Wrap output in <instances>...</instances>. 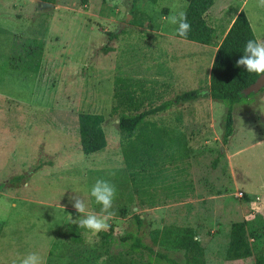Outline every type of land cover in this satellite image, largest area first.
Masks as SVG:
<instances>
[{
  "label": "rangeland",
  "instance_id": "obj_1",
  "mask_svg": "<svg viewBox=\"0 0 264 264\" xmlns=\"http://www.w3.org/2000/svg\"><path fill=\"white\" fill-rule=\"evenodd\" d=\"M188 2L0 0V264H19L30 252L44 264H184L185 250L152 243L151 231L186 227L196 232L204 264H255V253L228 260L226 249L233 222L264 215V86L232 105L233 133L224 143L226 104L208 95L213 45L177 37L166 19ZM242 4L255 36H264L257 0H214L207 19L222 25ZM26 39L42 41L41 52H16ZM104 44L112 50L101 52ZM171 74L177 83L159 84ZM190 89L206 95L150 117L184 133L188 149L168 168L159 203L140 207L113 99L125 93L146 106ZM81 112L104 116L103 150L81 151ZM97 179L114 184L116 196L110 228L93 236L73 223L81 216L70 197L78 188L88 211L99 213L88 195ZM127 231L154 253L119 244ZM105 233L116 239L106 243Z\"/></svg>",
  "mask_w": 264,
  "mask_h": 264
},
{
  "label": "trees",
  "instance_id": "obj_2",
  "mask_svg": "<svg viewBox=\"0 0 264 264\" xmlns=\"http://www.w3.org/2000/svg\"><path fill=\"white\" fill-rule=\"evenodd\" d=\"M43 1L55 2V0ZM138 1L133 0V3ZM149 1L155 3L157 0ZM213 4L214 0H189L183 12L187 15L191 29L186 38L178 36L176 32L175 35L201 44L216 46L209 72L208 95L226 104L223 131V142L226 143L233 133L232 105L243 102L253 95V93L245 95L243 90L258 77L255 73H247L242 67L236 66V61L243 55L246 42L253 39L255 34L243 9H240L234 18L233 16L229 18L226 23L222 22V25L210 24L207 20V12ZM107 34L109 39L117 35L116 32ZM42 46L40 40L26 39L19 45L20 50L16 52L25 51L32 56L41 52ZM110 50L112 47L108 44L100 47L103 53H108ZM11 60H15L14 53L11 55ZM202 95L206 94L199 89L186 90L136 113H130L129 109L133 106L144 107L141 100L125 93L122 97L113 99L111 110L117 113V127L126 136V140L121 144L123 161L131 190L140 207H152L159 203L158 187H162L160 185L167 177L168 168L178 167V161L187 156L188 149L185 134L181 131L171 134L165 126L156 124L148 117ZM103 121L104 116L100 113L78 114L79 142L84 154L96 153L105 148L107 141L102 127ZM21 178L22 175L14 176L9 182H18ZM5 185L6 182H2L0 188ZM132 219L140 229L143 225L140 214L134 213ZM151 235L152 243L160 242L184 249L187 253L184 264H204L200 259L202 254L200 241L196 238L193 228L154 229ZM104 237L103 241L106 243L116 239L110 233H105ZM116 240L132 251L146 250L149 254L154 253L150 245L132 232L127 231ZM253 253H255V264H264V215L260 212H256L252 219H243L231 224L226 258L243 259Z\"/></svg>",
  "mask_w": 264,
  "mask_h": 264
},
{
  "label": "clouds",
  "instance_id": "obj_3",
  "mask_svg": "<svg viewBox=\"0 0 264 264\" xmlns=\"http://www.w3.org/2000/svg\"><path fill=\"white\" fill-rule=\"evenodd\" d=\"M175 8V5H173ZM257 7L264 9V0H257ZM167 22L176 25L175 32L178 36L186 38L191 26L187 21V15L183 11L169 15ZM236 66L242 67L247 73H255L264 79V36H255L246 42L243 55L236 61ZM78 195L70 197L72 207L81 216L73 221L79 228L85 229L93 236L110 228L109 220L114 213L111 211L116 196V187L105 179H97L91 186L88 195L100 206V212L88 211L85 199L81 197L79 189H72ZM19 264H44L42 257L36 252L25 255Z\"/></svg>",
  "mask_w": 264,
  "mask_h": 264
},
{
  "label": "crops",
  "instance_id": "obj_4",
  "mask_svg": "<svg viewBox=\"0 0 264 264\" xmlns=\"http://www.w3.org/2000/svg\"><path fill=\"white\" fill-rule=\"evenodd\" d=\"M244 4V3H243ZM243 4L241 5V7L236 11V13H235V15L238 13V11L240 10V9H242V7H243ZM208 15V14H207ZM235 15H233V18L235 17ZM247 18H248V20H250L249 19V16H247ZM208 20V19H207ZM209 22V21H208ZM250 22V25H251V21H249ZM210 24H212L213 26H215V25H217V21H213L212 23H210ZM252 27V26H251ZM201 44V43H200ZM202 45H205V44H202ZM211 47H213V49H214V52H215V50H216V46H211ZM199 53H201V52H199ZM213 56H214V53L212 54V58H211V63H212V60H213ZM211 63H210V67H211ZM210 67H209V72H210ZM209 72H208V83H209ZM171 76H172V74H171ZM161 77H163V76H161ZM159 81H161V82H159V84L160 85H163V84H168V85H172L173 83H177V77L175 76V75H173L172 77H170V78H161V80H159ZM163 86H161V88H162ZM208 87H209V85H208ZM160 89V88H159ZM195 100V99H194ZM214 100V99H213ZM161 101H163V99H157V102L156 103H153V101H152V103L153 104H148V103H146V106L144 105V107L142 106L141 108H139V107H131L130 109H129V112L130 113H136V112H139L140 110H142V109H144V108H149V107H152V106H154V105H156V104H158V103H160ZM190 101H192V100H190ZM185 102H188V101H185ZM183 103V102H182ZM180 104V103H179ZM176 105H178V104H176ZM173 106H175V105H173ZM173 106H171L170 108H168L167 110H169V109H171ZM167 110H165V111H167ZM165 111H162V112H165ZM160 113V112H159ZM159 113H157V114H159ZM157 114H153V115H157ZM153 115H150L149 117H148V119H150V117L151 116H153ZM151 121H154V122H156L155 120H152V119H150ZM156 124H159V125H163V126H165L169 131H170V133L171 134H173V133H177V132H175L174 131V127H173V125H168V124H165V123H163L162 121H159V122H156ZM184 134V133H183ZM106 147V146H105Z\"/></svg>",
  "mask_w": 264,
  "mask_h": 264
},
{
  "label": "water",
  "instance_id": "obj_5",
  "mask_svg": "<svg viewBox=\"0 0 264 264\" xmlns=\"http://www.w3.org/2000/svg\"><path fill=\"white\" fill-rule=\"evenodd\" d=\"M46 4H50V3L47 2ZM128 16L130 17L131 14H128ZM263 86H264V79H261L260 77H257L251 84H249L243 90V93L245 95H248L250 93H255V92L259 91Z\"/></svg>",
  "mask_w": 264,
  "mask_h": 264
}]
</instances>
